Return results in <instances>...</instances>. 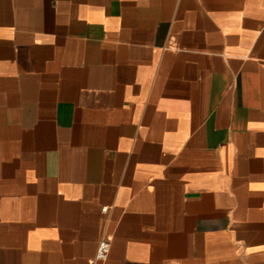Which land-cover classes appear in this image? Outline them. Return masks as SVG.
I'll list each match as a JSON object with an SVG mask.
<instances>
[{
    "label": "crops",
    "instance_id": "0c3cea01",
    "mask_svg": "<svg viewBox=\"0 0 264 264\" xmlns=\"http://www.w3.org/2000/svg\"><path fill=\"white\" fill-rule=\"evenodd\" d=\"M0 264H264V0H0Z\"/></svg>",
    "mask_w": 264,
    "mask_h": 264
},
{
    "label": "built area",
    "instance_id": "2783aa9c",
    "mask_svg": "<svg viewBox=\"0 0 264 264\" xmlns=\"http://www.w3.org/2000/svg\"><path fill=\"white\" fill-rule=\"evenodd\" d=\"M103 210L105 211L106 208H103ZM110 241L107 238H103L100 242H99V246H98V250H97V255L96 258L97 260H106L110 251Z\"/></svg>",
    "mask_w": 264,
    "mask_h": 264
}]
</instances>
